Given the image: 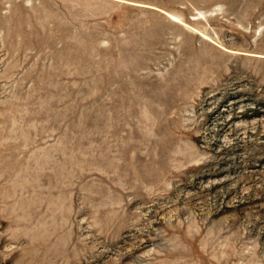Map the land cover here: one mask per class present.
Masks as SVG:
<instances>
[{"label":"rangeland","instance_id":"374dc122","mask_svg":"<svg viewBox=\"0 0 264 264\" xmlns=\"http://www.w3.org/2000/svg\"><path fill=\"white\" fill-rule=\"evenodd\" d=\"M0 264H264V0H0Z\"/></svg>","mask_w":264,"mask_h":264}]
</instances>
